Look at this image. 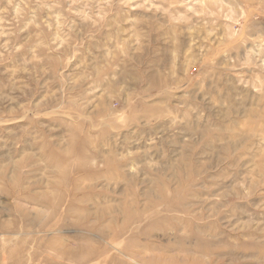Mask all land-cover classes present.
Wrapping results in <instances>:
<instances>
[{"label":"rangeland","instance_id":"1","mask_svg":"<svg viewBox=\"0 0 264 264\" xmlns=\"http://www.w3.org/2000/svg\"><path fill=\"white\" fill-rule=\"evenodd\" d=\"M0 264H264V0H0Z\"/></svg>","mask_w":264,"mask_h":264},{"label":"bare ground","instance_id":"2","mask_svg":"<svg viewBox=\"0 0 264 264\" xmlns=\"http://www.w3.org/2000/svg\"><path fill=\"white\" fill-rule=\"evenodd\" d=\"M79 247H81V246H79ZM72 257H74V256H72ZM70 258V257H69ZM89 258V256L88 255H80V254H75V261L76 262H84L85 260H87ZM128 258H131V257H129L128 256ZM133 260V259H132ZM72 261V260H71ZM134 262H138V261H136L135 259L133 260ZM123 263V262H122Z\"/></svg>","mask_w":264,"mask_h":264}]
</instances>
